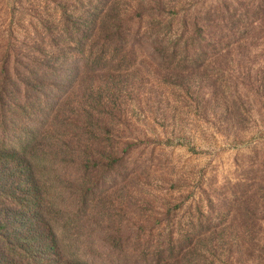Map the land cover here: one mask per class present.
<instances>
[{"label": "trees", "instance_id": "obj_1", "mask_svg": "<svg viewBox=\"0 0 264 264\" xmlns=\"http://www.w3.org/2000/svg\"><path fill=\"white\" fill-rule=\"evenodd\" d=\"M83 4L64 3L39 33L28 24L0 39V264H205L192 258L208 253L198 202L180 215L182 191L158 205L135 187L150 165L133 159V82L130 67L115 66L187 62L196 51L204 61L196 23L165 14L160 0ZM193 71L164 78L180 104L212 115L217 98L191 84Z\"/></svg>", "mask_w": 264, "mask_h": 264}, {"label": "rangeland", "instance_id": "obj_2", "mask_svg": "<svg viewBox=\"0 0 264 264\" xmlns=\"http://www.w3.org/2000/svg\"><path fill=\"white\" fill-rule=\"evenodd\" d=\"M84 1L89 0H0V39L28 24L39 33L42 21L55 24L58 11L67 9L64 3L79 12ZM149 1L120 0L131 6ZM160 1L165 14L196 23L198 41L208 54L202 62L196 51L187 62L164 64L140 56L131 64H115L130 67L133 82V102L127 105L135 126L133 159L150 165L149 178L135 187L156 197L158 205L166 203L165 195L177 197L182 191L186 201L180 215L190 201L198 202L196 216L206 222L202 244L208 253L195 260L264 264V0ZM144 14L138 10L136 17ZM178 68L194 70L191 84L205 99L217 98L212 115V108L203 115L180 104L183 95L164 78ZM140 102L149 113L136 110ZM172 110L175 118H162L172 116ZM170 208L178 213V202H170Z\"/></svg>", "mask_w": 264, "mask_h": 264}]
</instances>
